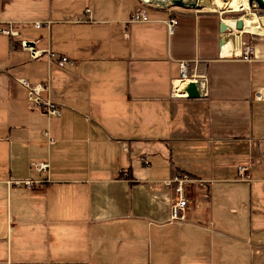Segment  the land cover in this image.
<instances>
[{"label": "crops", "instance_id": "0c3cea01", "mask_svg": "<svg viewBox=\"0 0 264 264\" xmlns=\"http://www.w3.org/2000/svg\"><path fill=\"white\" fill-rule=\"evenodd\" d=\"M203 2L221 13L248 6ZM139 3L0 0V20L19 31L0 35V264H264V101L251 98L264 87V54L232 55L240 36L222 49L219 12L151 3L147 22L127 23ZM86 7L92 21H70ZM43 20L49 30L34 27ZM22 39L77 65L31 59ZM184 59L199 62L203 97L172 96ZM18 78L49 80L61 115L30 110ZM41 161L48 184L8 187L12 177L45 178L30 166ZM178 172L194 179L184 223L171 220L174 191L163 185Z\"/></svg>", "mask_w": 264, "mask_h": 264}, {"label": "built area", "instance_id": "2783aa9c", "mask_svg": "<svg viewBox=\"0 0 264 264\" xmlns=\"http://www.w3.org/2000/svg\"><path fill=\"white\" fill-rule=\"evenodd\" d=\"M151 6L150 4L145 3L143 0H140V3L133 10L130 18L127 23H138V22H147V7ZM153 6V5H152ZM238 19V18H235ZM74 23L90 22L91 19V10L89 7H86L81 14H76L71 20ZM51 20L35 21L33 23L35 28H46L50 29ZM166 32L168 35H171L177 25V17H169L164 21ZM236 26V24H235ZM237 29V28H236ZM240 30L235 31L234 28L228 27L226 31L227 36H234ZM246 34V33H244ZM0 35L6 37H15L19 35L18 29L14 26L12 21L0 20ZM223 45V44H222ZM221 45V47H222ZM19 46L22 50L27 51L31 59H38L41 57L45 58V61L48 67L55 65L59 68H65L67 66H76L77 61L71 57H68L64 54H58L54 52L49 46L45 49H37L33 45L29 44L26 40L22 39L19 42ZM236 56V55H235ZM239 57L245 61H251L256 57L254 55L253 48L247 44V42L242 41L240 45ZM199 62L195 59H184L178 61L179 75L176 79L172 81V96L174 97H187L186 93L181 91V87L188 82H195L198 79H204L203 74L197 68ZM17 82L26 89V103L30 110L38 111L47 117L51 116H60L62 113V105L54 101L50 96V83L49 80L41 83L30 84L25 78L16 79ZM175 81H178V84L175 85ZM206 92V91H205ZM45 94V95H43ZM205 95V94H204ZM252 100L264 101V87H258L252 92ZM42 134L46 137L47 143L52 144L54 138L50 135L49 131H42ZM142 163L146 166L149 165L147 157H140ZM31 168L37 172L42 173L45 178L43 179H33V178H9L6 181L8 187H23L27 190H32L42 186L43 184H48L49 179V161H41L37 163H31ZM239 172L244 176L246 180H249V175H247L246 167L239 166ZM124 172V171H122ZM194 181L188 174L183 172H178L174 174L171 178L164 180L163 185L166 188H170L174 191V197L171 201V220L176 221L177 223H184L187 220L186 217V207L187 199L184 192V185L188 182Z\"/></svg>", "mask_w": 264, "mask_h": 264}, {"label": "water", "instance_id": "95a60500", "mask_svg": "<svg viewBox=\"0 0 264 264\" xmlns=\"http://www.w3.org/2000/svg\"><path fill=\"white\" fill-rule=\"evenodd\" d=\"M147 4H155L157 6L161 7H179L184 9H194L199 10L203 4L204 0H143ZM155 1V2H154ZM249 4L257 5L258 7L264 8V1L263 0H248ZM243 22L238 18L236 21V28L242 29ZM228 29V26L226 23H224L223 19L220 22V33H221V39H220V45H222L227 40L226 31ZM178 84V81H175V85ZM181 91L186 93V96L189 98H200L203 97L206 91V81L204 79H198L195 82H188L185 83L181 87Z\"/></svg>", "mask_w": 264, "mask_h": 264}, {"label": "rangeland", "instance_id": "374dc122", "mask_svg": "<svg viewBox=\"0 0 264 264\" xmlns=\"http://www.w3.org/2000/svg\"><path fill=\"white\" fill-rule=\"evenodd\" d=\"M254 7V8H253ZM200 10V9H199ZM251 12L256 13L257 15H263V16H257L260 20L264 21V8L258 7L257 5H252L250 7ZM223 19H235L239 18L243 15L240 13H231V12H224L223 14L218 13ZM254 15L251 16H246L247 19L253 18ZM246 17L244 19H246ZM242 41L247 42L253 50H254V55H261L264 54V37H259V36H253L248 33L244 34L242 37ZM232 57V56H231Z\"/></svg>", "mask_w": 264, "mask_h": 264}, {"label": "bare ground", "instance_id": "6f19581e", "mask_svg": "<svg viewBox=\"0 0 264 264\" xmlns=\"http://www.w3.org/2000/svg\"><path fill=\"white\" fill-rule=\"evenodd\" d=\"M264 1V0H263ZM250 7H251V5L249 4V2H248V6H247V9H245V10H241L240 12H232V13H240L241 15H243V16H241V17H239V19L243 22V27H242V29H240V31L239 32H241V33H237L236 35H234V36H228L227 37V40L223 43V45H222V49H223V47H224V45L229 41V39L230 38H234V39H236V37H238V36H240V38L241 37H243V35H244V32L243 31H246V32H249L250 34H253V35H255V36H260V34H257V33H253V32H251V30H250V26L246 23V21H245V17L246 16H251V15H256V16H263V15H257L256 13H252L251 12V10H250ZM254 8V7H253ZM199 11H204V12H219L218 11V8H217V6L215 5V4H211V3H209V2H203V4H202V6H201V8H200V10ZM220 14H223V13H221V12H219ZM237 21V20H236ZM226 21L224 20V23H225ZM259 22H260V27H262L263 29H264V26H263V24H262V21L261 20H259ZM234 23L235 22H233V24H232V26L234 25ZM236 24V23H235ZM227 25V24H226ZM229 27V26H228ZM235 28V31L237 30L236 29V26L234 27ZM259 32H261L262 30H258ZM263 35H264V32H261ZM260 37H264V36H260ZM232 55H239V53H234V54H232Z\"/></svg>", "mask_w": 264, "mask_h": 264}]
</instances>
